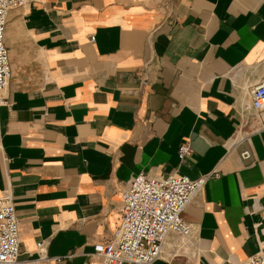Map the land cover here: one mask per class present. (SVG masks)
Listing matches in <instances>:
<instances>
[{
    "label": "crops",
    "instance_id": "crops-1",
    "mask_svg": "<svg viewBox=\"0 0 264 264\" xmlns=\"http://www.w3.org/2000/svg\"><path fill=\"white\" fill-rule=\"evenodd\" d=\"M6 45L0 196L14 198L18 264L42 241L39 264H104L95 248L141 174L209 177L182 215L195 234L154 264L264 252V0H35L11 11Z\"/></svg>",
    "mask_w": 264,
    "mask_h": 264
},
{
    "label": "built area",
    "instance_id": "built-area-1",
    "mask_svg": "<svg viewBox=\"0 0 264 264\" xmlns=\"http://www.w3.org/2000/svg\"><path fill=\"white\" fill-rule=\"evenodd\" d=\"M35 0H0V93L7 90L12 78L10 52L6 45V27L12 10L24 8ZM95 41V36L91 37ZM252 108L264 113V83L252 92ZM192 152L189 142L179 148V158L184 160ZM252 153L246 150L242 158L248 160ZM208 176L192 180L188 176L172 174L151 177L141 174L134 178L123 194L121 226L111 242L98 244L95 256L104 264H154L163 254L165 242L171 234L191 238L195 225L184 220L183 212L199 194ZM20 224L14 198L9 191L0 196V264H18L20 254ZM46 242H38L41 258L45 259ZM224 264H264V252L246 261H226Z\"/></svg>",
    "mask_w": 264,
    "mask_h": 264
},
{
    "label": "rangeland",
    "instance_id": "rangeland-1",
    "mask_svg": "<svg viewBox=\"0 0 264 264\" xmlns=\"http://www.w3.org/2000/svg\"><path fill=\"white\" fill-rule=\"evenodd\" d=\"M175 236H177V235L171 234V235L169 236L168 240H167L168 242L166 243V245L169 244V240H170L172 237H175ZM179 237H180V236H179ZM181 238H182V237H181ZM166 245H165V246H166Z\"/></svg>",
    "mask_w": 264,
    "mask_h": 264
},
{
    "label": "bare ground",
    "instance_id": "bare-ground-1",
    "mask_svg": "<svg viewBox=\"0 0 264 264\" xmlns=\"http://www.w3.org/2000/svg\"><path fill=\"white\" fill-rule=\"evenodd\" d=\"M167 242H168V241L165 242V245H166ZM165 245H164V246H165Z\"/></svg>",
    "mask_w": 264,
    "mask_h": 264
}]
</instances>
